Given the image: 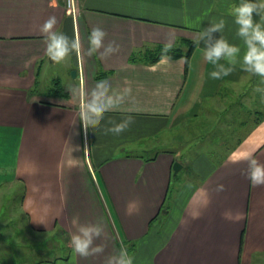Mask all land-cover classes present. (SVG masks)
Returning a JSON list of instances; mask_svg holds the SVG:
<instances>
[{
  "label": "crops",
  "instance_id": "obj_1",
  "mask_svg": "<svg viewBox=\"0 0 264 264\" xmlns=\"http://www.w3.org/2000/svg\"><path fill=\"white\" fill-rule=\"evenodd\" d=\"M225 1L81 0L69 10L55 0H0V204L17 197L29 227L68 249L30 264H105L121 247L134 264H264V184L249 179V160L264 164V98L257 102L256 74L239 59L213 65L204 57L221 35L239 46L240 57L246 50L235 5ZM51 16L56 30L79 38V55L47 56L41 26ZM221 19V31L199 39L188 65L168 55L144 60L156 45L196 41ZM97 26L120 47L89 54ZM61 65L76 71L75 83L63 86ZM218 65L232 70L212 77ZM101 80L110 82L109 93L130 92L85 128L81 105ZM214 111L215 127L236 132L225 152L181 159L169 149L174 129L197 119L203 126ZM129 116L123 131H107ZM82 222L103 225L93 242L102 251H73L69 234Z\"/></svg>",
  "mask_w": 264,
  "mask_h": 264
},
{
  "label": "clouds",
  "instance_id": "obj_2",
  "mask_svg": "<svg viewBox=\"0 0 264 264\" xmlns=\"http://www.w3.org/2000/svg\"><path fill=\"white\" fill-rule=\"evenodd\" d=\"M233 14L235 23L238 25L237 34L243 37L246 50L242 57L239 56L240 48L235 44L229 43L222 35L215 38L214 42L207 43L204 48V57L207 61L216 65L221 58L235 64L239 59L241 67L246 71L257 74L264 78V23L257 21L254 17L260 16L264 19V0H241V2L234 8ZM191 23V21H186ZM57 18L55 16L49 17L41 26V32L44 34L46 41V54L54 62H59L65 59L73 50L79 55L81 49V42L78 37L69 38L62 31L55 28ZM224 21L221 19L218 22H212L208 28L200 31L196 38V43L199 39L209 35L212 32L221 31ZM106 29L104 27H94L89 34V48L88 53H98L100 55H108L113 50L120 47V43L116 37L105 39ZM169 43L166 47H170ZM220 70H213L210 75L212 77H219L221 72L227 74L232 69L225 68L223 65H218ZM110 82L97 81L96 86L92 91L91 96L81 105V119L87 127V124L97 123L103 118L105 109L113 104L119 103L123 100L125 95L130 92L129 88H125L122 93H117L113 88L111 93ZM115 97V98H114ZM131 120L129 116L126 120L112 125L107 131L113 133H120L124 127L127 126ZM250 172L249 179L253 186L264 184V164L257 162L255 158L249 160ZM219 187L223 188V185ZM103 225L93 222H82L78 225L77 230L70 233L69 243L75 253L82 256H87L95 252L102 251V246H93L94 238L99 236L102 232ZM105 264H134V257L129 253L127 247H121L117 252L108 256Z\"/></svg>",
  "mask_w": 264,
  "mask_h": 264
},
{
  "label": "rangeland",
  "instance_id": "obj_3",
  "mask_svg": "<svg viewBox=\"0 0 264 264\" xmlns=\"http://www.w3.org/2000/svg\"><path fill=\"white\" fill-rule=\"evenodd\" d=\"M221 1L227 7L226 1ZM240 2L241 0H230V4L235 5V7ZM61 67L58 66L57 70L60 72L63 86L75 83L73 71L69 74L66 70L67 65H61ZM256 76L254 90L257 102L261 103L264 98V95L261 94V91L264 90V78L257 74ZM212 114L213 118H209L208 122L200 121V123H205L203 126L198 125L199 119H197L196 121H189L190 124L186 122L185 126L174 129L169 136V149L175 148L181 159L193 156L198 150H208L217 155L225 152L232 145L230 139L236 134L235 129L225 126L215 127L216 112L214 111ZM212 114L210 115L212 116ZM206 123L207 126H205ZM162 146H164L163 143ZM145 150H147L146 147ZM141 154L143 156L153 155L151 151L144 150ZM184 169L179 171L178 176L184 174ZM16 200L17 197L13 199L12 203H8L4 207H2L3 204H0V210H3L0 217V257L3 262L5 264H30L60 255L64 247L59 248L58 239L44 231L31 229L24 216L18 213V210L21 211V209L18 200Z\"/></svg>",
  "mask_w": 264,
  "mask_h": 264
},
{
  "label": "trees",
  "instance_id": "obj_4",
  "mask_svg": "<svg viewBox=\"0 0 264 264\" xmlns=\"http://www.w3.org/2000/svg\"><path fill=\"white\" fill-rule=\"evenodd\" d=\"M196 41L191 40V39H187L184 38L181 40V42L177 45H171L170 47H166V45L164 44H159L156 45L154 48L147 50L144 53V60L148 63H154L156 61H158L159 59H161L163 56L168 55L171 56L173 58H178V57H184L186 60V63L188 65V62L190 60V57L192 56L195 48H196ZM134 58V56H133ZM257 76H255L254 80L252 81L254 88H255V79ZM262 78V77H261ZM62 246L64 247L62 250L61 255L66 256L67 254V245L65 243V241H63L60 245L59 248L61 249ZM66 251V252H65ZM60 256V257H63ZM66 258V257H65ZM43 260V259H42Z\"/></svg>",
  "mask_w": 264,
  "mask_h": 264
},
{
  "label": "built area",
  "instance_id": "obj_5",
  "mask_svg": "<svg viewBox=\"0 0 264 264\" xmlns=\"http://www.w3.org/2000/svg\"><path fill=\"white\" fill-rule=\"evenodd\" d=\"M61 2L67 9L74 10L77 8L81 0H55Z\"/></svg>",
  "mask_w": 264,
  "mask_h": 264
},
{
  "label": "water",
  "instance_id": "obj_6",
  "mask_svg": "<svg viewBox=\"0 0 264 264\" xmlns=\"http://www.w3.org/2000/svg\"><path fill=\"white\" fill-rule=\"evenodd\" d=\"M72 74H73V76H76V71L73 70ZM182 168H183V164L180 161L177 160L174 162V164H173L174 173L179 172Z\"/></svg>",
  "mask_w": 264,
  "mask_h": 264
}]
</instances>
